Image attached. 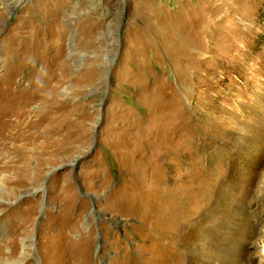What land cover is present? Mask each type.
Instances as JSON below:
<instances>
[{
  "label": "rangeland",
  "instance_id": "1",
  "mask_svg": "<svg viewBox=\"0 0 264 264\" xmlns=\"http://www.w3.org/2000/svg\"><path fill=\"white\" fill-rule=\"evenodd\" d=\"M0 112V264H184L216 189L264 264V0H0Z\"/></svg>",
  "mask_w": 264,
  "mask_h": 264
},
{
  "label": "bare ground",
  "instance_id": "2",
  "mask_svg": "<svg viewBox=\"0 0 264 264\" xmlns=\"http://www.w3.org/2000/svg\"><path fill=\"white\" fill-rule=\"evenodd\" d=\"M0 114L2 115L1 112H0ZM240 132H243V131H240ZM21 133H24V132H21ZM240 135H234V136L229 137L233 140V147H235V151L240 150V148H242L240 142L245 141V138L240 136ZM213 144H216V142L214 141ZM222 144H224L222 146H225V143H222ZM216 145L219 146L221 144L217 143ZM209 147H207V148H209ZM225 147L227 149L231 150V148H228V146H225ZM243 147L246 149V145H244ZM259 151L262 152L263 149L262 150L259 149ZM259 151L257 154L256 166H255V168L258 170L257 182H250L249 187L250 188L253 187V189H255L254 195H256V197H263L261 199V200H263L264 199V165H263L264 156ZM3 152H7L8 154H11L12 149L9 148L7 151H5V149H4ZM235 154H237V152L231 153L230 156L233 157ZM246 154H247V152H246ZM250 157L254 158L255 154H253V156H250ZM258 158H259V160H258ZM11 159H9L8 164H12L13 161H11ZM260 161H263L262 164H257ZM228 166L230 168H233V165H232V167L230 165H228ZM214 172H216V170ZM227 172H228V170H227ZM229 180L232 181L231 178ZM203 188H204V186H203ZM226 191L227 190L216 189V191H215L216 192L215 193L216 199H215V202H213L214 206H210L211 208H207V209L203 210L201 213L197 214L196 217L189 216L187 218L186 222L178 223L179 221L177 222V219L175 217V214H176L175 209L177 208L178 203H179V202L176 203V200H177L176 196L173 197L174 205L171 206L172 208L168 209V210L165 209L168 212V214L171 215V217L165 221V224H166V222H168L167 223L168 226H172L173 232L175 231V233L172 237V240L170 242L171 247H173L175 249V251L177 250L180 252L179 257L184 262V264H246L244 259L249 254V246L253 245V241H254V238L256 236L257 230H256V228H254L252 220H250L247 216L248 211H247V209H245L246 206L242 205V202L245 199V197L233 200V199H230V195L232 192H229V191L226 192ZM233 193H234V191H233ZM222 195H225V198ZM226 197L230 200V202H228V204H227L229 210L225 211L223 213L219 212V210H217V207H219V206L221 207V205L226 202ZM186 200H188V199H186ZM2 201H3V199L0 197V202H2ZM180 204L182 205V202H180ZM189 213L192 214L191 209H190ZM183 216H186V215L184 214ZM172 219H174L175 223L171 222ZM179 264H180V261H179Z\"/></svg>",
  "mask_w": 264,
  "mask_h": 264
}]
</instances>
